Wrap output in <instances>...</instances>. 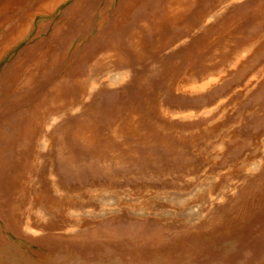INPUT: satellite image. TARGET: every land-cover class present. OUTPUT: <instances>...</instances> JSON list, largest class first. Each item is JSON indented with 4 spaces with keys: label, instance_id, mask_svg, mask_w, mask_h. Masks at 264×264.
I'll return each instance as SVG.
<instances>
[{
    "label": "rangeland",
    "instance_id": "obj_1",
    "mask_svg": "<svg viewBox=\"0 0 264 264\" xmlns=\"http://www.w3.org/2000/svg\"><path fill=\"white\" fill-rule=\"evenodd\" d=\"M0 264H264V0H0Z\"/></svg>",
    "mask_w": 264,
    "mask_h": 264
},
{
    "label": "bare ground",
    "instance_id": "obj_2",
    "mask_svg": "<svg viewBox=\"0 0 264 264\" xmlns=\"http://www.w3.org/2000/svg\"><path fill=\"white\" fill-rule=\"evenodd\" d=\"M29 228V227H28ZM36 231V230H35ZM34 232V231H33Z\"/></svg>",
    "mask_w": 264,
    "mask_h": 264
}]
</instances>
